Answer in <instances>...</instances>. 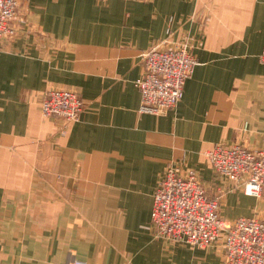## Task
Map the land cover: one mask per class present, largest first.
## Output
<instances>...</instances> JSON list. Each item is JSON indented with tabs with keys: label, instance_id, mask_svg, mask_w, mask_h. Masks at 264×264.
<instances>
[{
	"label": "crops",
	"instance_id": "1",
	"mask_svg": "<svg viewBox=\"0 0 264 264\" xmlns=\"http://www.w3.org/2000/svg\"><path fill=\"white\" fill-rule=\"evenodd\" d=\"M24 22L0 39V264H222L154 236L168 166L196 173L225 222L264 218V200L212 172L215 145L264 138V0H19ZM185 45L196 61L183 97L140 112L141 53ZM51 90L77 93L65 124L41 114Z\"/></svg>",
	"mask_w": 264,
	"mask_h": 264
},
{
	"label": "built area",
	"instance_id": "2",
	"mask_svg": "<svg viewBox=\"0 0 264 264\" xmlns=\"http://www.w3.org/2000/svg\"><path fill=\"white\" fill-rule=\"evenodd\" d=\"M19 0H0V39L12 38L24 22L19 13ZM142 75L135 80L141 103L140 112L159 115L174 108L183 97L185 82L196 66L185 45L161 49L152 45L140 55ZM264 65V49L258 55ZM77 93L51 90L41 101V114L65 124L76 123L82 112ZM216 177L226 181L230 190L264 200V138L258 148L242 144L215 145L206 153ZM207 195L195 172L179 166L166 167L158 182L150 214V226L156 238L182 242L206 249L220 243L222 264H264V218L240 217L225 222L219 215L220 197ZM71 264H86L75 260Z\"/></svg>",
	"mask_w": 264,
	"mask_h": 264
}]
</instances>
